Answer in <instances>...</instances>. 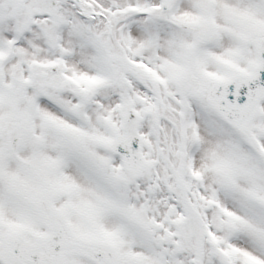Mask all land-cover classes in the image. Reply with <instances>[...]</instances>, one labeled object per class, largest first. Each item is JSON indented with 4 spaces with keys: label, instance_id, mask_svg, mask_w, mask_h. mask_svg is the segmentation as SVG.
I'll use <instances>...</instances> for the list:
<instances>
[{
    "label": "snow or ice",
    "instance_id": "6c2138e0",
    "mask_svg": "<svg viewBox=\"0 0 264 264\" xmlns=\"http://www.w3.org/2000/svg\"><path fill=\"white\" fill-rule=\"evenodd\" d=\"M0 264H264V0H0Z\"/></svg>",
    "mask_w": 264,
    "mask_h": 264
}]
</instances>
